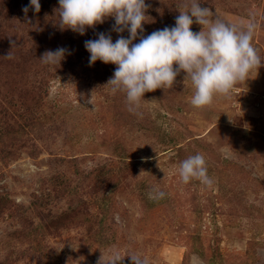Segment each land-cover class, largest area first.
Listing matches in <instances>:
<instances>
[{
	"label": "rangeland",
	"instance_id": "rangeland-1",
	"mask_svg": "<svg viewBox=\"0 0 264 264\" xmlns=\"http://www.w3.org/2000/svg\"><path fill=\"white\" fill-rule=\"evenodd\" d=\"M145 2L143 36L175 26L190 0ZM197 2L254 24L264 60V0ZM29 4L0 0V264H108L113 251L118 264H264V62L204 109L181 72L145 93L137 115L106 85L117 66H89L84 47L129 33L112 31V17L84 35L62 30L58 0L25 14ZM59 47L70 52L60 64L41 61ZM197 153L211 186L179 178ZM154 189L164 197L150 199Z\"/></svg>",
	"mask_w": 264,
	"mask_h": 264
},
{
	"label": "clouds",
	"instance_id": "clouds-1",
	"mask_svg": "<svg viewBox=\"0 0 264 264\" xmlns=\"http://www.w3.org/2000/svg\"><path fill=\"white\" fill-rule=\"evenodd\" d=\"M58 2V25L62 30L71 29L84 35L87 28H94L112 17L115 20L112 31L129 33L127 38L119 35L115 42L110 33H97L98 38L86 40L84 47L90 53L89 66L97 60L117 66L106 85L113 95L124 93L128 111L137 115L145 93L171 89L181 72L185 74L183 82L190 81L194 89L191 106L204 109L217 97L231 98L234 86L246 81L251 71L264 62L252 44L254 24L249 23L244 28L213 19V12L201 7L197 0L182 6L184 10H179L175 26L164 27L147 36L142 35L150 8L145 0ZM30 8L39 12L40 0H30L22 11L27 14ZM193 23L201 25L202 30L194 33ZM138 37L139 43H133ZM68 54V49L59 47L46 51L40 59L46 64H60ZM178 175L183 183L197 179L206 185L212 184L205 157L200 153L181 161ZM164 195L163 191L154 189L149 198L162 199ZM129 257L133 264H145L136 255ZM121 260L119 251H113L108 264H118Z\"/></svg>",
	"mask_w": 264,
	"mask_h": 264
},
{
	"label": "trees",
	"instance_id": "trees-1",
	"mask_svg": "<svg viewBox=\"0 0 264 264\" xmlns=\"http://www.w3.org/2000/svg\"><path fill=\"white\" fill-rule=\"evenodd\" d=\"M201 254H202V253H201ZM201 254H200V255H201Z\"/></svg>",
	"mask_w": 264,
	"mask_h": 264
}]
</instances>
